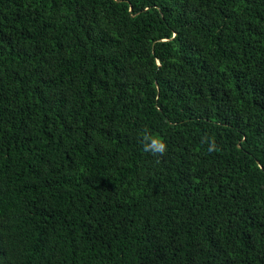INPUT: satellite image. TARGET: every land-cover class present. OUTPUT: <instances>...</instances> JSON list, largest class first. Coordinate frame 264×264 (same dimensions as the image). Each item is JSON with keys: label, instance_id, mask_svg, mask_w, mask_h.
<instances>
[{"label": "trees", "instance_id": "obj_1", "mask_svg": "<svg viewBox=\"0 0 264 264\" xmlns=\"http://www.w3.org/2000/svg\"><path fill=\"white\" fill-rule=\"evenodd\" d=\"M0 264H264V0H0Z\"/></svg>", "mask_w": 264, "mask_h": 264}, {"label": "clouds", "instance_id": "obj_2", "mask_svg": "<svg viewBox=\"0 0 264 264\" xmlns=\"http://www.w3.org/2000/svg\"><path fill=\"white\" fill-rule=\"evenodd\" d=\"M166 147V144L159 136L152 135L147 131L141 133V148L143 151L149 152L153 155H162L166 151Z\"/></svg>", "mask_w": 264, "mask_h": 264}]
</instances>
